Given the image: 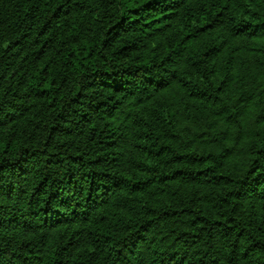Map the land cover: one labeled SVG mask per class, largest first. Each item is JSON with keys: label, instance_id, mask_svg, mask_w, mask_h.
Instances as JSON below:
<instances>
[{"label": "trees", "instance_id": "obj_1", "mask_svg": "<svg viewBox=\"0 0 264 264\" xmlns=\"http://www.w3.org/2000/svg\"><path fill=\"white\" fill-rule=\"evenodd\" d=\"M0 264H264V0H0Z\"/></svg>", "mask_w": 264, "mask_h": 264}]
</instances>
